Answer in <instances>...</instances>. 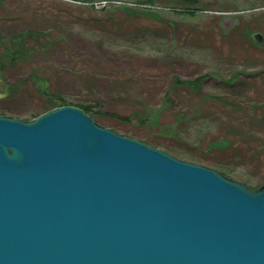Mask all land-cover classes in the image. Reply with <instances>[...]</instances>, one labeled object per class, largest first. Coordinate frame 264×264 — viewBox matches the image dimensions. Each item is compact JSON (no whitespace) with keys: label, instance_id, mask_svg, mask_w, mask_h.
I'll return each instance as SVG.
<instances>
[{"label":"rangeland","instance_id":"374dc122","mask_svg":"<svg viewBox=\"0 0 264 264\" xmlns=\"http://www.w3.org/2000/svg\"><path fill=\"white\" fill-rule=\"evenodd\" d=\"M189 1L0 0V117L51 111L45 85L101 128L260 191L264 0Z\"/></svg>","mask_w":264,"mask_h":264},{"label":"water","instance_id":"95a60500","mask_svg":"<svg viewBox=\"0 0 264 264\" xmlns=\"http://www.w3.org/2000/svg\"><path fill=\"white\" fill-rule=\"evenodd\" d=\"M0 264H264V188L72 106L0 117Z\"/></svg>","mask_w":264,"mask_h":264},{"label":"trees","instance_id":"16d2710c","mask_svg":"<svg viewBox=\"0 0 264 264\" xmlns=\"http://www.w3.org/2000/svg\"><path fill=\"white\" fill-rule=\"evenodd\" d=\"M86 0H83V2L85 3ZM195 0H190L189 2H192V4L194 3ZM184 2V1H183ZM152 3L151 2H148L147 5H151ZM177 14H180V15H192L193 13L192 12H189L188 10L187 11H181L180 9H176ZM2 70V69H1ZM7 87V85H6ZM15 91L13 88L11 87H7L6 89V92L10 93V92H13ZM38 94L43 98V100H45L43 103H40V109H38V112H48L49 110H52V109H59V107H70L72 105L69 106V104H67L61 97L60 95H56V94H52L48 88V86H45V85H41L39 88H38ZM16 95V94H15ZM9 98V97H8ZM74 107V106H72ZM76 108H78L80 111L82 110V112L86 115H89L91 118H93V115L92 114V107L91 106H86V105H76L75 106ZM38 112H34L33 114L36 115V113ZM2 115H5V114H2ZM23 114L21 113H17L15 114V116H22ZM221 149H225L226 147V144L225 143H219ZM215 147H218V146H214L212 145V148H215ZM219 164V163H218ZM221 165V164H220ZM217 170H218V173L223 175L224 177H227V176H230V174L228 172H226L224 169L220 168V167H217ZM264 182L262 181L260 184H263Z\"/></svg>","mask_w":264,"mask_h":264}]
</instances>
